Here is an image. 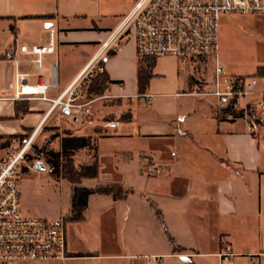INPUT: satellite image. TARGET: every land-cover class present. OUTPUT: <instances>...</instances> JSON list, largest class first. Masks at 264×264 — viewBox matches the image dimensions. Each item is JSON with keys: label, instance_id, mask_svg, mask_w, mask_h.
Returning <instances> with one entry per match:
<instances>
[{"label": "crops", "instance_id": "0c3cea01", "mask_svg": "<svg viewBox=\"0 0 264 264\" xmlns=\"http://www.w3.org/2000/svg\"><path fill=\"white\" fill-rule=\"evenodd\" d=\"M136 1L0 0V138L33 135L34 141L48 140L47 147L60 141L57 149L50 148L56 152L62 138H91L92 147L76 152L74 159L88 166L97 161L100 174L81 186L121 184L133 191L122 201L90 196L84 220L66 223L67 261L17 264H147V258H158V264H220L217 255L225 244L237 255L234 264H264V119H254L249 131L240 116L219 120L215 99L193 95L201 86L211 88L214 61L158 58L155 78L140 95L136 43L130 40L101 63L111 84L80 127L59 112L48 115L49 102L21 100L29 112L17 116L16 101L2 99L11 95L8 84L17 63L31 84L40 82L34 57L20 49L47 46L51 29L55 52L43 56L42 73L53 84L47 97L57 98L97 62L101 44ZM259 17L264 26V16ZM258 82L264 86V79ZM2 142L0 162L9 152ZM151 162L160 165L162 174L145 175ZM24 174L19 187L24 217H71L70 182L41 170ZM45 189L53 195L48 204L41 196ZM169 235L180 251L174 252Z\"/></svg>", "mask_w": 264, "mask_h": 264}, {"label": "built area", "instance_id": "2783aa9c", "mask_svg": "<svg viewBox=\"0 0 264 264\" xmlns=\"http://www.w3.org/2000/svg\"><path fill=\"white\" fill-rule=\"evenodd\" d=\"M233 15L264 16V0H137L117 29L101 44L97 62L87 67L54 99L47 97L53 84L42 73L43 56L55 52V30L51 29L47 46L20 49L34 57L32 63L40 82L31 84L27 74L18 70L17 63V71L8 84L11 95L2 99L49 102L48 115L59 112L69 124L80 127L91 117L94 103L105 98H91L88 93L95 74L104 72L100 64L111 52L119 53L126 42L134 40L139 58L212 59L215 68L211 88L201 86L193 95L215 99L219 111L239 114L248 121L251 131L254 119H264V86L258 82L262 77L229 76L220 61V22L224 16ZM28 148L25 146L19 153H9L0 162V264L65 262L69 256L64 219L26 218L22 214L18 182L24 172L21 163L25 162ZM36 164H31L29 170H38ZM162 171L154 162L144 169L147 177L157 176ZM45 173L53 174V167L45 166ZM217 256L220 264H234L237 255L230 244H225ZM147 264H158V258H147ZM251 264H254L253 260Z\"/></svg>", "mask_w": 264, "mask_h": 264}, {"label": "trees", "instance_id": "16d2710c", "mask_svg": "<svg viewBox=\"0 0 264 264\" xmlns=\"http://www.w3.org/2000/svg\"><path fill=\"white\" fill-rule=\"evenodd\" d=\"M155 58H139L138 57V68H137V85L138 93L140 95L146 94L149 89L150 82L154 75V67L156 65ZM101 65V64H100ZM102 67V65H101ZM257 76L264 77V66L257 69ZM111 80L107 73H96L94 78L89 84V96L91 98L104 96L106 90L109 88ZM16 112L17 116L20 113H28L29 106L23 101H16ZM23 103V109L20 110V104ZM219 120H232L236 117H239V114L232 113L229 110H220L216 114ZM124 119V118H123ZM20 136H13L12 139H21ZM56 137L51 138L50 141L54 140ZM25 140L26 138H22ZM49 141V142H50ZM48 145V142H47ZM38 150V154L45 156L49 163L54 169V176L60 177L61 179H66L70 182L73 188V194L71 198V217L69 219H64L67 223L68 221L73 222H82L84 220V212L87 207L90 196L92 195H106L111 196L115 201L126 200L131 194L132 190H126L121 184H108V185H99L94 189L86 188L81 186L82 180L84 179H97L100 174V166L97 161L92 165H81L78 166L75 162L76 152L83 149H90L92 147L91 138H77L68 136L62 138L61 140V151L56 152L48 148ZM28 169H24L26 172ZM156 215L159 218L161 225L164 227L165 231L166 226L163 221L161 212L156 210ZM169 239L173 244L174 252L180 251L179 246L173 238L169 235Z\"/></svg>", "mask_w": 264, "mask_h": 264}, {"label": "rangeland", "instance_id": "374dc122", "mask_svg": "<svg viewBox=\"0 0 264 264\" xmlns=\"http://www.w3.org/2000/svg\"><path fill=\"white\" fill-rule=\"evenodd\" d=\"M256 20H260V17L233 15V16H224L221 19L220 61L221 63L223 62L228 65V71H227L228 73L226 72L225 69L227 75L230 73L252 74L257 70L258 67H262V65H264V26H262L260 21H256ZM248 22H252V23H248ZM203 70H206V67H204ZM232 77H237V76H232ZM251 77H253L254 79V76ZM32 137L33 135L31 137L29 135V137H27V139L25 140H23L22 138L12 139L13 137L12 138L3 137L0 139H3L2 147L3 148L7 147L9 149L8 154L19 153L25 146H29L25 156V162L21 163L23 171L24 169L29 170L28 167H32L31 164L35 162L36 163L41 162L46 167L52 166L45 156H42L41 154L39 155L37 152L38 150L47 146L48 140L44 141L43 137H41L40 139L34 141V138ZM58 143L60 144V141ZM58 143L56 142V144L53 145L52 147H46V148L48 149L52 148L53 150H55L58 148ZM81 158L82 156L78 158L79 162L81 161ZM77 163L78 162H76V164ZM78 166H81V164L79 163ZM26 175L27 174H24L23 172V174L20 176L18 182L19 187H23L24 184L23 180L27 177ZM50 175L52 176L49 177L53 178L54 174H50ZM55 177L57 179H61L60 177L57 176ZM43 178H47V177L44 176ZM46 190L47 189H45V191H41V196H43L44 203L48 204L47 202L49 201V199L51 200L53 198V195L52 194L48 195ZM63 204L64 202L62 201V205Z\"/></svg>", "mask_w": 264, "mask_h": 264}, {"label": "water", "instance_id": "95a60500", "mask_svg": "<svg viewBox=\"0 0 264 264\" xmlns=\"http://www.w3.org/2000/svg\"><path fill=\"white\" fill-rule=\"evenodd\" d=\"M36 168H37L38 170L45 171V166H44L43 163H41V162H38V163L36 164Z\"/></svg>", "mask_w": 264, "mask_h": 264}]
</instances>
